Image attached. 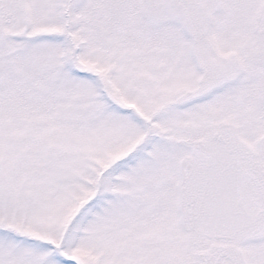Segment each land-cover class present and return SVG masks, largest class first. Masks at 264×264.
<instances>
[{
  "label": "snow or ice",
  "instance_id": "1",
  "mask_svg": "<svg viewBox=\"0 0 264 264\" xmlns=\"http://www.w3.org/2000/svg\"><path fill=\"white\" fill-rule=\"evenodd\" d=\"M0 264H264V0H0Z\"/></svg>",
  "mask_w": 264,
  "mask_h": 264
}]
</instances>
